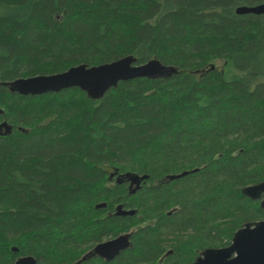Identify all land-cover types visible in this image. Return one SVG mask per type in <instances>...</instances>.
Instances as JSON below:
<instances>
[{
  "label": "trees",
  "instance_id": "trees-1",
  "mask_svg": "<svg viewBox=\"0 0 264 264\" xmlns=\"http://www.w3.org/2000/svg\"><path fill=\"white\" fill-rule=\"evenodd\" d=\"M261 4L0 0V264H192L263 221L243 190L264 182V15L236 13ZM131 55L179 73L97 101L6 85ZM121 235L116 259L92 256Z\"/></svg>",
  "mask_w": 264,
  "mask_h": 264
},
{
  "label": "water",
  "instance_id": "water-1",
  "mask_svg": "<svg viewBox=\"0 0 264 264\" xmlns=\"http://www.w3.org/2000/svg\"><path fill=\"white\" fill-rule=\"evenodd\" d=\"M236 13L238 15H264V4L239 7ZM178 73L179 70L176 67L166 66L157 59L138 65L137 58L131 55L100 66L80 65L60 74L19 78L6 85L10 92L24 97L58 94L65 90L78 88L86 93L88 98L97 101L103 99L110 90L117 88L122 82L145 78L170 79ZM7 128V123H4L0 130ZM187 175L189 172L170 176L169 179L177 180ZM147 179L148 176H132L131 188L141 189L142 182ZM243 193L253 201H261V207L264 208V182L246 187ZM136 214L137 211L126 210L123 206H119L116 212V215L121 217ZM130 247V236L121 235L98 244L92 251V256L113 261ZM16 264H38V261L29 256L21 258ZM192 264H264V220L247 224L235 233L231 245L224 248L207 249Z\"/></svg>",
  "mask_w": 264,
  "mask_h": 264
},
{
  "label": "rangeland",
  "instance_id": "rangeland-1",
  "mask_svg": "<svg viewBox=\"0 0 264 264\" xmlns=\"http://www.w3.org/2000/svg\"><path fill=\"white\" fill-rule=\"evenodd\" d=\"M217 65H218L220 70L223 68V63L222 62H217Z\"/></svg>",
  "mask_w": 264,
  "mask_h": 264
}]
</instances>
